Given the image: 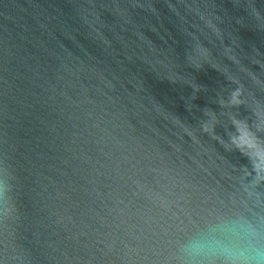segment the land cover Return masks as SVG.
<instances>
[{
	"label": "water",
	"instance_id": "obj_1",
	"mask_svg": "<svg viewBox=\"0 0 264 264\" xmlns=\"http://www.w3.org/2000/svg\"><path fill=\"white\" fill-rule=\"evenodd\" d=\"M264 219V0H0V264H175Z\"/></svg>",
	"mask_w": 264,
	"mask_h": 264
},
{
	"label": "clouds",
	"instance_id": "obj_2",
	"mask_svg": "<svg viewBox=\"0 0 264 264\" xmlns=\"http://www.w3.org/2000/svg\"><path fill=\"white\" fill-rule=\"evenodd\" d=\"M175 264H264V219L216 214L191 230L174 252Z\"/></svg>",
	"mask_w": 264,
	"mask_h": 264
}]
</instances>
